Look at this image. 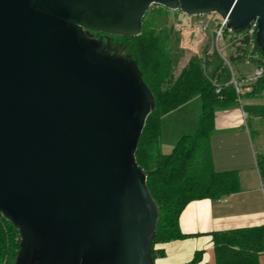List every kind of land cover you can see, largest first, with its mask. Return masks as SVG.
<instances>
[{"label": "water", "instance_id": "water-1", "mask_svg": "<svg viewBox=\"0 0 264 264\" xmlns=\"http://www.w3.org/2000/svg\"><path fill=\"white\" fill-rule=\"evenodd\" d=\"M234 32L264 0H0V213L15 264H153L160 210L136 153L154 98L95 33L137 36L152 5Z\"/></svg>", "mask_w": 264, "mask_h": 264}, {"label": "trees", "instance_id": "trees-1", "mask_svg": "<svg viewBox=\"0 0 264 264\" xmlns=\"http://www.w3.org/2000/svg\"><path fill=\"white\" fill-rule=\"evenodd\" d=\"M160 6V5H159ZM150 9V8H149ZM147 11L143 29L137 36H119L96 33L109 44L120 48L138 68L140 76L154 98V107L140 137L136 157L148 173V186L160 210L158 230L151 249L153 264L165 255L161 244L187 237L180 227V216L186 206L198 199H221L239 190V173L236 170L217 171L211 150V139L216 131L215 118L219 110L239 106L238 93L233 85L224 86L220 93L211 81H228L223 77L222 61L215 64L211 74L204 70L203 62L193 57L173 78V58L167 10L162 6L151 16ZM231 54L232 65L246 62L258 65L264 58L257 41L251 48L248 39ZM258 53L261 57H248ZM207 61V65L210 64ZM264 65V63H263ZM223 70L222 74L219 72ZM240 70V68H239ZM211 76V77H210ZM245 74H241V77ZM251 89L243 98L264 100V75L248 84ZM195 96L201 98V114L194 133L184 135L170 153L161 150L162 118L178 109ZM253 119L264 122V101L244 104ZM257 164L264 181V153L257 154ZM214 257L216 264H259L264 252V225L216 231ZM20 249L19 230L0 213V264H15ZM202 253L196 252L185 264H200Z\"/></svg>", "mask_w": 264, "mask_h": 264}, {"label": "crops", "instance_id": "crops-1", "mask_svg": "<svg viewBox=\"0 0 264 264\" xmlns=\"http://www.w3.org/2000/svg\"><path fill=\"white\" fill-rule=\"evenodd\" d=\"M247 74L249 73H246L245 76ZM242 89L244 94L251 87L247 83H243ZM263 101V99L243 98L244 104ZM257 119L252 121L249 115L245 123L239 106L217 112L215 118L216 131L211 139L214 167L217 171H238L239 190L217 200L205 198L190 202L180 216V227L182 232L187 234V237L161 244L165 250V255L156 260L158 264H185L193 259L196 252L202 253L200 264H216L214 232L264 225V193L260 185L261 176L257 164V154L264 153V148L259 144L261 150L259 152H254L250 150V147L248 148L250 145L248 143L252 142V137L257 139L259 136L254 125ZM198 122L194 125L196 126L195 129ZM227 135L229 137L226 138ZM230 135L242 137L241 149L233 155L224 152V149L216 150L214 138L219 136L227 142ZM259 264H264V252L259 257Z\"/></svg>", "mask_w": 264, "mask_h": 264}, {"label": "rangeland", "instance_id": "rangeland-1", "mask_svg": "<svg viewBox=\"0 0 264 264\" xmlns=\"http://www.w3.org/2000/svg\"><path fill=\"white\" fill-rule=\"evenodd\" d=\"M162 6L158 4L152 5L149 10L151 14L158 9H161ZM165 8V7H164ZM167 10L168 26L170 28L171 36V46H172V58H173V78H176L179 72L183 67H185L193 57H197L201 62H207L209 60L210 64L205 65L203 62L204 70L206 73L211 74L212 70L216 66L215 64L222 61V57L218 53V46L216 44L215 38L212 34L213 29H217L219 22V15L216 13L198 15V16H189L184 14L181 10ZM148 10V11H149ZM197 17H203L209 20L210 29L206 31V35L202 36L198 34L197 27H191V29L179 30L178 27L185 25L187 18H190L192 22L197 20ZM199 19V18H198ZM238 35L237 33L226 35V44L227 47L224 48L225 42H220V48H223L222 54L227 59L230 60L231 56V47L230 42L233 40V37ZM201 36V37H200ZM106 54L113 55L119 58H126L125 52L120 48H116L113 45L109 44ZM214 51L213 54H208V51ZM205 58L206 61H205ZM223 63V61H222ZM223 68V67H222ZM233 71L236 74H246L251 73L255 64L252 62H246L241 66L232 65ZM240 68V70H239ZM241 76V75H240ZM223 77L228 80L231 78L229 70L226 68L223 72ZM201 113V98L200 96H195L190 101L179 107L178 109L166 114L163 117L162 131H161V150L163 153H170L173 149L176 141L184 134H192L195 129L196 123L198 122L199 116ZM255 129L259 133L258 138L252 137V142L248 143V148L254 152L261 151L259 146L264 148V122L260 119H257L255 122ZM187 128H183L186 127ZM193 130H191V128ZM243 133L246 135L245 131ZM254 136V135H253ZM229 137L228 135L226 138ZM242 137H234L230 135V138L227 142L225 139H221L219 136L215 137L213 142L215 144L216 150L224 149V152L230 153L233 155L241 149ZM212 150V146H211ZM261 185V183H260Z\"/></svg>", "mask_w": 264, "mask_h": 264}, {"label": "built area", "instance_id": "built-area-1", "mask_svg": "<svg viewBox=\"0 0 264 264\" xmlns=\"http://www.w3.org/2000/svg\"><path fill=\"white\" fill-rule=\"evenodd\" d=\"M219 17L220 18H219V22H218V27H217V29L212 30V34H213L215 41H216V44L218 46V53L222 57V61H223V68L222 69L227 68L230 72L231 78L225 82L219 81L218 77L212 78L210 76L211 77L210 79L213 82V84L215 85L217 93H220L224 86H228V85L234 86L236 92L238 93V101H239V107L241 109L242 119L246 123L248 118H249V113L244 108V102L242 99V94H243L242 85H243V83L252 84L264 75V65H263L264 58H262V61H260L262 63L255 65L254 70L251 73L247 74L245 77H241L240 74L238 75V74L234 73L230 60H227L222 54L223 48H220V42L224 41L225 42L224 48H226L227 47V44H226L227 33L234 34L237 32H234L228 28L226 19H223L221 16H219ZM194 26L197 27L198 34L204 36V35H206V31L210 29V22H209V20H207L206 18H203V17H201V18L197 17V20L194 22H192V20L190 18H187L185 25L179 26L178 29L179 30L191 29V27H194ZM257 27H258V23H257V21H254L247 30H245L244 32H241V33H237L238 35L233 37V40L229 44L231 47V53L233 55H237V52H236L237 48L244 44L245 39H248V42H249L251 48L254 46V42L256 40ZM213 53H214V51L213 52L211 50L208 51V54H213ZM247 56L248 57L253 56L254 58L261 59V57L258 53L248 54ZM206 59L207 58H205V61H206ZM205 65H207V63H205ZM222 72H223V70H221L219 73L222 74ZM261 189L264 193V181L262 179H261Z\"/></svg>", "mask_w": 264, "mask_h": 264}, {"label": "flooded vegetation", "instance_id": "flooded-vegetation-1", "mask_svg": "<svg viewBox=\"0 0 264 264\" xmlns=\"http://www.w3.org/2000/svg\"><path fill=\"white\" fill-rule=\"evenodd\" d=\"M90 33H92V34H96L95 32H90Z\"/></svg>", "mask_w": 264, "mask_h": 264}]
</instances>
